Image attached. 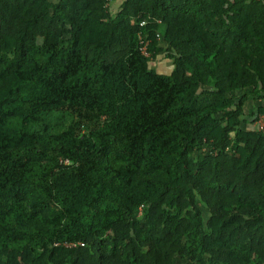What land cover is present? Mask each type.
<instances>
[{
    "label": "trees",
    "instance_id": "obj_1",
    "mask_svg": "<svg viewBox=\"0 0 264 264\" xmlns=\"http://www.w3.org/2000/svg\"><path fill=\"white\" fill-rule=\"evenodd\" d=\"M109 1L0 0V264H264V0Z\"/></svg>",
    "mask_w": 264,
    "mask_h": 264
},
{
    "label": "rangeland",
    "instance_id": "obj_2",
    "mask_svg": "<svg viewBox=\"0 0 264 264\" xmlns=\"http://www.w3.org/2000/svg\"><path fill=\"white\" fill-rule=\"evenodd\" d=\"M51 1H55V0H51ZM109 3H110L109 7L112 13L118 11L120 5L119 4L120 2L118 0H110ZM141 23L142 25L144 24L143 21ZM162 31H163L162 25L160 24V28H158L157 30V44L154 47L153 51L151 50L152 53L148 50L149 51L148 57L150 58L149 65L153 70H155L158 73H169L173 67V64H172V60L168 56V51H167L168 44L165 43L163 40ZM141 37L145 38L147 36L141 35ZM248 91H250V89H246L244 91L240 90L239 92H237V99H239L242 96V94L247 93ZM249 99L255 100L259 98H256V96L253 95L248 97L244 105L245 106L244 109L247 113L244 118V122H242L241 124V127L242 129L252 128L259 130V124L257 123V120L260 115L264 114V107L258 108L257 110H253V108H251V106L248 105ZM209 150H210V146L204 144L200 148L195 149V151L191 154V157L193 159H198L202 153L208 152ZM197 203L202 213L203 223L205 224L210 219V214L208 212V209L204 206V204L200 201V199H197ZM174 264H196V263L191 261L188 257L187 258L175 257Z\"/></svg>",
    "mask_w": 264,
    "mask_h": 264
},
{
    "label": "built area",
    "instance_id": "obj_3",
    "mask_svg": "<svg viewBox=\"0 0 264 264\" xmlns=\"http://www.w3.org/2000/svg\"><path fill=\"white\" fill-rule=\"evenodd\" d=\"M140 24L142 25V23ZM148 45L149 40L139 35V49L146 57L149 56ZM257 123L259 124V130L264 131V114L258 117ZM77 244L83 245V243H64L66 246H76Z\"/></svg>",
    "mask_w": 264,
    "mask_h": 264
},
{
    "label": "crops",
    "instance_id": "obj_4",
    "mask_svg": "<svg viewBox=\"0 0 264 264\" xmlns=\"http://www.w3.org/2000/svg\"><path fill=\"white\" fill-rule=\"evenodd\" d=\"M55 1H57V0H55ZM118 1L121 3L122 0H118ZM248 105L251 106V108H253V110H257L258 108H262V107H264V98L255 99V100L249 99ZM244 112H245V116H246L247 112L245 111V109H244Z\"/></svg>",
    "mask_w": 264,
    "mask_h": 264
}]
</instances>
